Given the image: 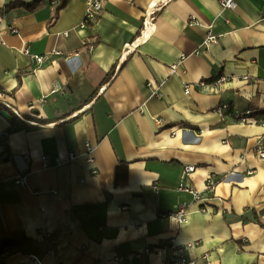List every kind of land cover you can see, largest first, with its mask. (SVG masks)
Wrapping results in <instances>:
<instances>
[{"label":"crops","instance_id":"crops-1","mask_svg":"<svg viewBox=\"0 0 264 264\" xmlns=\"http://www.w3.org/2000/svg\"><path fill=\"white\" fill-rule=\"evenodd\" d=\"M18 1L34 0H0V88L15 90L0 103L32 119L14 130L0 111V264L28 255L109 264L145 249L153 252L120 264H168L173 238L197 264H264V127L232 118L264 107V0H236L234 10L169 0L149 27L157 0H106L84 28L89 0H69L55 20L60 0L3 14ZM26 49L60 55L38 67ZM85 142L96 147L93 164ZM70 150L73 163L42 169V155L64 160ZM119 164L126 181L116 186ZM186 166H195L187 182L198 202L178 190ZM181 204L183 226L169 216Z\"/></svg>","mask_w":264,"mask_h":264},{"label":"built area","instance_id":"built-area-1","mask_svg":"<svg viewBox=\"0 0 264 264\" xmlns=\"http://www.w3.org/2000/svg\"><path fill=\"white\" fill-rule=\"evenodd\" d=\"M169 0H157L153 7L150 10L149 18H146L144 21V25L146 27H149L152 25V22L154 20L155 10L158 6L161 4H166ZM106 0H89L87 2V11H86V18L85 22L81 27H85L88 24H91L95 22L103 13L104 11V5ZM221 7L225 10H234L237 7L236 0H218ZM193 25V23H191ZM66 36L68 34H65ZM217 42V38L215 37H209L207 39V44L215 43ZM25 53L30 55L29 49L25 50ZM60 55L58 51H52L43 55H30L32 62L40 67L45 65L47 62H49L54 56ZM68 60V59H67ZM179 63L171 65V68L173 71H176L178 69ZM224 79H219L217 81V84H220ZM199 85L204 86L205 83L200 82ZM192 86L189 84L185 85L184 91L186 94H189L191 92ZM263 105H264V99H263ZM230 107L229 104H223L221 106H217L215 108V111L219 113L221 116H223ZM12 113L21 121L25 123H30V121L26 120L15 107L9 108ZM232 118L236 122L245 123L249 120H253L254 122L262 125L264 127V107L260 111H253V110H235L232 111ZM160 121H157L159 123ZM14 130L18 128V125H14L12 127ZM84 157L86 161L89 164L94 163V157L93 153L96 149L93 144L90 142L84 143ZM256 153L257 155L264 159V139L261 138L257 141L256 145ZM78 157V153L75 150H70L67 154L66 159H62L60 157H55L53 159H50L49 155H42L40 157L41 161V167L42 169L46 170L51 167L59 166L64 163H73L76 158ZM195 171V166H186L183 173V180L179 184L178 190L181 192H186L188 194H191L193 196V200L195 202H198L202 199L201 193L197 191L193 186L188 184L187 180L189 179L190 175ZM92 173H97L96 170H92ZM26 176H16L15 183L20 186H26ZM215 187V181L213 179H209L207 182V188L209 190H213ZM52 193H56V191L52 190ZM204 211V210H203ZM169 216L174 217L179 225L183 226L187 223V206L185 204H181L176 212H173L172 214H169ZM47 237H52L50 234H45ZM53 245H57V240L53 239L52 241ZM163 249L168 253L169 255V262L168 264H197L196 260L190 259L187 255L186 247L183 245H180L177 243V240L173 238L170 241L169 245H165ZM153 251L150 249H145L140 252H132L124 257L120 256H114L112 259L108 260L109 264H120L124 261H133L136 259H142L145 254H151ZM48 253L51 255H54L56 253L55 249H49ZM26 264H44L43 261L36 255H28L26 258Z\"/></svg>","mask_w":264,"mask_h":264},{"label":"trees","instance_id":"trees-1","mask_svg":"<svg viewBox=\"0 0 264 264\" xmlns=\"http://www.w3.org/2000/svg\"><path fill=\"white\" fill-rule=\"evenodd\" d=\"M43 0H34L33 2L31 3H28V4H25L23 2H14V3H11L9 5H7L4 9H3V14L5 13H8L9 11L15 9V8H18V7H25L26 9L28 10H31L33 11L34 9H36V7L42 2ZM69 0H60V4L56 7L55 9V12H54V15H53V18L52 20H55L57 17H58V14L60 12V10H62L63 8L66 7V5L68 4ZM114 75V69L111 70V72H109V74L107 75L106 79H105V82H108L111 80V78L113 77ZM17 76L19 77V80L21 81V77H22V73H18ZM0 94L2 95H13L15 94V90L12 91V92H7L6 90L0 88ZM0 111H3V112H7L8 114H10L11 116V123L12 125L14 124H17L19 125L20 127H27L28 125L24 122H21L13 113L12 111L7 107L5 106L4 104L0 103ZM24 118L26 120L28 119H32V117L30 116H24ZM38 123L40 124H43L44 121L41 120V119H37L36 120ZM121 165L122 164H119L116 168V179H115V185L118 186L120 184H122L123 182L126 181V173L124 174H120V168H121Z\"/></svg>","mask_w":264,"mask_h":264},{"label":"water","instance_id":"water-1","mask_svg":"<svg viewBox=\"0 0 264 264\" xmlns=\"http://www.w3.org/2000/svg\"><path fill=\"white\" fill-rule=\"evenodd\" d=\"M3 116H5L7 119L11 118V116L7 112H3Z\"/></svg>","mask_w":264,"mask_h":264}]
</instances>
